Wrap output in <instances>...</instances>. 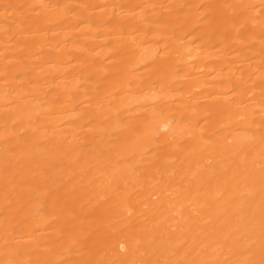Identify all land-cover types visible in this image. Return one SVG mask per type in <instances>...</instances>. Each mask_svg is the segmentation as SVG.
I'll use <instances>...</instances> for the list:
<instances>
[{
	"label": "bare ground",
	"instance_id": "6f19581e",
	"mask_svg": "<svg viewBox=\"0 0 264 264\" xmlns=\"http://www.w3.org/2000/svg\"><path fill=\"white\" fill-rule=\"evenodd\" d=\"M0 264H264V0H0Z\"/></svg>",
	"mask_w": 264,
	"mask_h": 264
}]
</instances>
